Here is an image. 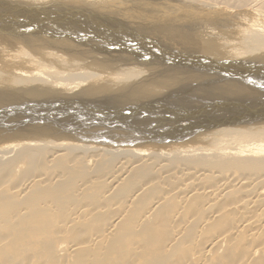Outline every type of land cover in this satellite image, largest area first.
Returning a JSON list of instances; mask_svg holds the SVG:
<instances>
[{
  "label": "bare ground",
  "instance_id": "bare-ground-1",
  "mask_svg": "<svg viewBox=\"0 0 264 264\" xmlns=\"http://www.w3.org/2000/svg\"><path fill=\"white\" fill-rule=\"evenodd\" d=\"M121 1L125 0L109 1L110 6L108 5V7H113V4L122 6ZM136 1L133 0V2ZM158 1L152 2L156 3L154 4L156 6L157 3H160V0ZM168 1L174 3L179 0ZM180 1L178 5L182 6L185 1L183 3L182 0ZM206 1L207 3L209 1V4L210 1L211 3L220 2L219 6L213 5L216 8L224 5L225 8L229 6L232 10H239L240 7L243 9L245 6V13L249 14V17L251 15L252 18H257L256 21L259 20L258 17L261 18L262 14L264 16V13H259L260 11L264 12V0ZM100 2H104V0H0V46L5 47L0 49L9 51L10 49L6 47H15L11 50L16 51L19 49L20 52L23 49L21 50V47L18 46L30 48L32 42L44 41L41 45L43 48L47 41L50 42L47 45L57 49L55 52L57 51V55L61 56V59L57 60L61 64H65V66L59 64L62 74L60 72L54 74L59 80H54L53 77L48 76L51 77L49 81L41 82L44 85L53 82L57 85L53 86V89L59 88L57 94L47 91L40 93L38 97L30 95H34L38 90L45 91L42 86L31 84L39 80V76H35L37 72L31 74L30 70L25 72L22 77V73H11L14 69L4 74L0 73V116L4 115L0 118V254L5 256L13 254V258L11 256L9 258L13 259L12 261H14V257L22 259L24 255H27L29 258L34 259V261H30L32 264H53L54 260L60 261L58 264H129L131 261H128V259L131 256H135L138 263L142 260L144 264H147V262L148 264H158L164 257H167L166 255L170 259L169 256L177 251L174 254V257L177 258V264H264V122H234L202 132H192L188 135L181 133L172 136L170 140L162 139L163 141L161 140L157 144L153 141L140 144L129 142L128 137L124 135L132 133L138 128L125 127L117 129L114 133H109V136L114 138V140L109 141L44 137L35 134L32 136L27 132V129L35 127L32 125L33 120L31 118L30 121L23 122L19 111L29 109L28 105H31L33 101L42 102L47 95L60 98L69 95L63 98L68 102L80 97L71 94L91 90L94 98H97L100 103L103 102V98L110 96L120 98L126 96L127 100L122 101L129 102L135 98L149 99L144 100V103H158V100L162 97L164 100L170 101V105L174 104V109L185 111L189 105H192V99L198 100L203 97L197 96L194 92L185 95L183 89L176 85L180 79L182 82L179 83L206 85L210 89L218 90L213 96H219V91H222V96L225 86L222 85L223 82L218 84L217 69H222L223 65L221 68H217L218 65L223 63H228L229 66H233L234 63L243 64L246 67H249V65L256 66L257 64L259 66L264 65V21H261L262 23L251 22L252 24L247 26L251 27L254 32L251 34V41L258 46L255 47L253 43V46L243 48L247 44L245 40L243 41L245 45L243 44L244 46H241V48L239 45L242 44V41L239 40L241 43L238 45V49L245 50L238 52V56L234 52L235 57L232 56L231 58L230 54L232 53L229 52L234 51L232 48L234 45H229L232 49L230 48L228 51V45L223 47L222 44V47L227 49L221 47L223 50L220 51V46L217 44L219 39L217 40L216 37L222 34V31L218 32L220 31L219 27V29L214 27L218 32L215 37L217 45L212 42L214 39L211 37L214 38L215 32L207 28L206 23L209 22L207 24H210L211 20L208 19L213 18V15L210 18L205 15L208 21H202V23H205L204 26L209 29L206 30L202 23L198 21L201 17L198 18V15L195 14L198 18L195 26L198 22L201 25L200 28L203 27L205 30H202L201 33L207 36L211 32L212 36L208 38L209 41L205 39L208 42L204 40V42H201L206 46L198 47L197 45L199 49L203 48L205 50H194L190 44L181 45V42V44L177 42L178 44L173 45L175 40L172 42L168 39L172 42V45H170L171 43L163 41V38H160L163 41L160 42V40H156L158 37L156 39L155 37L152 38L153 36H151V39L147 36L141 38L135 34L122 32L123 26H134L126 18L133 10L139 12L141 6L139 10L128 11V15L127 12L125 13V9L122 12L127 15L125 17V14L122 13V15L115 14L116 8L119 10L115 5V9L108 8L107 10V7H101ZM131 2L132 0L129 3ZM141 2L144 3L140 0L138 4ZM205 2L201 4L204 5ZM58 3L61 5H58ZM222 3L224 4L222 5ZM148 5L153 6L151 3ZM158 6L159 8L160 6L163 7V4L160 3ZM197 6L199 5H195L196 10L199 8ZM128 7L130 8L132 5ZM165 7L168 8L166 5ZM87 8L97 14L94 19L101 20L103 25L95 27L88 25V28L83 26L81 30L83 35L81 36L84 37H81L78 33H62L64 29L76 30L74 26L70 25V18L85 12ZM152 8L154 9V6L150 10ZM214 8L213 13L215 14L218 9ZM241 8L240 10H242ZM250 8L259 11L257 12L259 15L257 17L252 16L251 13L254 10L252 9V12L249 13ZM181 9L183 10L181 11ZM181 9H176L177 13L179 11L183 13L184 9L186 10V8ZM206 9L204 5L203 10ZM219 9L221 10L222 7ZM150 10H147V12L149 11L148 14L151 12ZM174 10L172 9L169 13L173 15ZM220 10H218V13L220 12L222 15L223 11ZM144 11H146L145 8ZM208 11L205 12L208 14ZM230 12H227L228 15H230ZM218 13L216 11V15L220 16ZM55 15H61V19L54 18ZM136 15L134 19H137ZM162 15L160 18H162ZM171 15L166 16H170L171 19ZM179 15L172 17V19L174 20ZM202 15L204 16V14ZM216 15L214 20L219 19V16ZM235 15L231 13L232 17H236ZM143 16L149 20L148 16ZM166 16L162 18V21ZM190 16L192 18L194 15ZM242 16L246 17L245 15L239 16V14L237 17ZM150 17L152 20L155 18ZM184 19L186 20V18ZM228 19L224 21H228ZM219 20L221 21V19ZM28 21L36 29H31L28 26L22 27V24ZM192 21L194 24L195 20L192 19ZM192 21H190L191 23H185L191 26ZM235 21L238 23H235L236 26L239 27L244 26L243 24L248 25V22H241L242 20L240 21L242 25H239L238 19ZM36 23L40 26H37ZM214 23L216 25V22ZM220 23L218 22V25ZM229 23H227L230 27H228V30H232L231 27L234 24ZM152 24L149 29L156 30L157 34L162 25L161 27L158 26L160 23L157 22V25L153 24L155 26L153 28ZM192 27L194 26L192 25ZM225 27L227 28V25ZM214 28L212 29L214 30ZM236 28L234 26V29ZM200 30L198 28L195 31L199 32ZM127 32L130 33V31ZM186 32L188 31L186 30ZM36 34L41 35L36 36ZM95 35H105L111 37L112 40L100 39L94 37ZM201 35L204 37L203 34ZM188 36H184V40L187 43L194 44L197 36ZM72 37L79 39L76 41H79L80 44L75 41L74 43L71 40ZM173 37L175 36L173 35ZM230 37L232 38V36H228V39ZM81 38H83V41ZM85 39L86 43H84ZM200 40L198 41L200 42ZM232 40L230 41L233 42L235 38ZM93 41L104 43H93ZM37 42L36 46L33 43L35 47L38 46L39 42ZM221 42L219 41V43ZM224 44H227V42H224ZM251 44L249 43V45ZM100 45L103 47L94 48V46ZM143 45L144 49L132 48V46L142 47ZM236 45L235 48H237ZM217 46H219V51ZM105 48L108 50H105ZM258 50L261 51L256 54L255 51L258 52ZM31 51L33 52V50ZM226 51L230 56H227ZM36 52H33L34 58H30L31 61L40 57H38L40 55L38 53V58L35 56ZM1 53L0 57L3 58L4 53L2 51ZM27 53L26 56H23L27 57ZM53 53L52 56L56 55V53ZM239 53L241 55L247 54L248 57L245 56L246 58L242 59L244 56L240 57ZM21 54L23 53L21 52ZM21 54L19 56H22ZM8 56L5 55V58H9ZM23 56L20 57V60ZM236 56L240 58L237 59ZM27 58H23V60ZM57 58L59 57L57 56ZM40 60L39 62H41ZM82 60L84 63H82ZM9 62H1L0 69L6 66V69L10 66H19L20 69L25 70L23 64ZM51 62L50 64L53 65V62ZM44 63L46 64L47 61ZM216 63L218 64L216 65ZM47 65L49 64H46V67L43 65L40 67H43L45 71L47 69V71L52 70ZM213 65L216 67L212 68ZM68 66L72 67L66 69L65 67ZM86 67H89L91 72L83 73ZM108 69L113 72L121 69V72L126 74L135 73L136 77L143 78L144 81H139V84L132 82L123 87L124 82H120V77L112 79V77L118 75L116 73V76H112L111 72H108L103 78V74ZM40 71L44 73V70L41 69ZM80 75L85 77L80 78ZM92 76L97 77L91 79L92 82H88ZM66 77H72L73 79L69 80ZM110 77L112 81H110ZM13 78L16 80H12ZM46 78L43 77V79ZM129 80L130 78L124 81L128 83ZM87 84L91 85L86 86ZM130 88L133 89L132 92L127 91ZM143 88L144 92L138 91ZM125 90L127 92H123ZM135 91L141 92V94L128 96V94ZM144 93L145 95L153 93V95L142 97ZM45 94V98H40ZM168 94L171 95L165 97ZM19 104H25V106H22L24 108L19 107ZM35 105L36 103H33L30 109H35ZM6 111L14 113L10 114ZM16 118L19 119L22 125L20 128L17 127ZM110 118L108 114H99L100 126L105 124L103 121ZM88 120H91V118L89 117ZM244 120H248V118ZM4 160L5 162H3ZM189 206L195 207L194 211L198 214H193L192 211L191 214L186 216L185 214L189 212V209L187 213L185 211ZM189 208L191 209V207ZM139 209L140 214H138ZM199 213L201 214L199 215ZM134 223L139 227L135 226ZM144 227L150 231V233L147 232L148 234L145 232L148 237L145 236V239L148 240L146 243L149 245H144V242L142 243L139 238L141 235L139 232L140 230L143 231ZM144 231L147 230L144 229ZM135 232L139 233V235L135 234L136 240L133 243H128L129 245H123L122 240L125 237L131 238ZM194 232L193 235L195 236L192 238ZM12 242L16 244L12 245L13 249L11 250ZM190 243L189 249L181 247V245L188 246ZM163 250L166 251L164 256L165 252H162ZM156 253H163L161 255L162 259ZM147 258L148 260L145 261ZM9 259H5L8 260L5 263L11 264L8 263ZM166 260L168 259L163 260V264L164 262L166 264ZM30 262L23 258L22 262L16 260L12 264H30Z\"/></svg>",
  "mask_w": 264,
  "mask_h": 264
},
{
  "label": "water",
  "instance_id": "water-1",
  "mask_svg": "<svg viewBox=\"0 0 264 264\" xmlns=\"http://www.w3.org/2000/svg\"><path fill=\"white\" fill-rule=\"evenodd\" d=\"M82 22L84 21L82 20ZM79 32L78 35H83L81 31ZM71 40L76 41L79 39L72 37ZM81 40L83 41V39ZM84 43H86V40ZM99 47L103 46H94L96 49H99ZM105 50L108 49L105 48ZM227 64L223 63L217 66V68H221L223 65L222 69H217L218 84L223 82L222 85L225 86L222 96V91H219V96H213L218 90L210 89L206 85L179 83L182 82L181 79L176 83L183 89L185 95L194 92L197 96L203 97L198 100L192 99V105H189L185 111L174 109V104L170 105L171 102L164 100L162 97L158 100V103L154 102L155 104L144 103V100H149L147 98H135L130 102L122 101L127 100L126 96L121 98L115 96L105 97L102 99L103 102L100 103L97 98H94L91 90H85L78 94H71L80 97L68 102L63 98L69 95L59 94L65 96L60 98L48 95L46 97L45 94L40 97H46L42 102L33 101L31 105H28L30 109L33 103H36L35 109H21L19 111L22 115L21 120L27 122L32 118V125L35 127L27 129L29 135L33 136L35 134L56 138L109 141L114 140L109 136V133H114L117 129L125 127L138 128L124 136L128 137L129 142L139 144L149 141L157 144L162 139L170 140L172 136L181 133L188 135L192 132H202L234 122H264V69H262L264 65L259 66L257 64L256 66L249 65V67H246L243 64L234 63L233 66ZM132 90V88L127 89L128 92H132ZM30 95L38 97L39 94ZM169 95L171 94L165 97ZM19 105L21 108L25 106V104ZM97 112L99 113L97 114ZM101 113L108 114V117H111L103 121L105 123L103 126H100V119H98ZM3 116H0V118ZM87 116L91 120H88ZM245 118H248V120H244ZM16 119L18 122L17 127L20 128L22 125L19 119Z\"/></svg>",
  "mask_w": 264,
  "mask_h": 264
},
{
  "label": "rangeland",
  "instance_id": "rangeland-1",
  "mask_svg": "<svg viewBox=\"0 0 264 264\" xmlns=\"http://www.w3.org/2000/svg\"><path fill=\"white\" fill-rule=\"evenodd\" d=\"M24 1H26V0H24ZM109 1H112V0H104V2H100V3H101V7H102V6L107 7V10H108V8H109V9L114 8L115 6L118 7L119 10L115 7L116 10H117V11H115V14H116V15H119V14H121L122 12H124L125 9H126L125 13L127 12L126 14L128 15V13H129L131 10H133V9H137V10H139V9H140L139 7L141 6V9L139 10V12L133 10V11L131 12L132 14L129 13L130 15H128V17H127V15H126L125 13H122V14H125V17H127L126 20H129V21H131V22L134 24V26H132V27L123 26V27H122V32L127 33V34H135V35H137V36H139V37H141V38H144V36H147V37H149V38L151 39V36H153L152 38L155 37V39H156V38L158 37V38L156 39V40H158V41L160 40V38H161V39L163 38V41H165V42L168 41L167 43H171L170 45H172V42H174V40H175L176 43L174 42L173 45H174V44H178L177 42H179V44L182 43L181 45H184V44H185V45H188V44H190V46L192 45L191 47H192L194 50H196V49H198V50H201V49H202V50H205V49H203V48L199 49L198 47H200V46H206V45H204V44H201V42H202L203 40L206 41V42H208V41H209L208 38H210V37L212 36L211 32H209L211 35L208 33L207 36H206L204 33H201L202 30H203V31H205V30H204L203 27H201L202 29L200 28L201 25H199L198 22H197V24H196V26H195L196 20H198L199 17H201V19L199 18V20H198L200 23H202V21H204V22L206 21V22H207L208 20H209V21L211 20L210 24H207V23H209V22L206 23V25L208 26L207 28H209V29H211L212 31L215 32V34H214V32H212V33L214 34V35H213L214 38L211 37V38L214 39V40H212V39H210V40H212V42L215 43V45L218 44V45L220 46V51L223 50V49L226 50L227 48H228V51H229V49L231 48L229 45H234V46H232V48H233L234 51H231V50H230L231 52H229V53H232V54H230V55H231V58H232V56L235 57V55L238 56V52H242V51L245 50V49H243V50H239V49H241V48L245 45V42H243V41L246 40V43H247V44L245 45V47H243V48H246L247 46H253V43H254V42L251 41V39H252V38H251V37H252L251 34H253L254 32L251 30V29H252L251 27H247V26H249V25L252 24L253 22H254V23H256V22H260V23H262V22L264 21V18H263L264 16H263V14L261 15V18L258 17V19H259L258 21H256L257 18H256V19H255L254 17L252 18L251 15H250V17H249V14H246V13H245V11H246V7H245V6L243 7V9L240 7L242 10H240V8H239V10H238V9H235V10L233 9V10H232V8H230L229 6H226V8H225V6L223 5L224 3H222V5L224 6V8L227 10V11H226V10L223 8V6H220V7H218V8L215 7V6H219L218 4H221L220 2H219V3L213 2V3H216V4H213V3H211V1H210V4H209V1H208V3H207V1L205 2V0H204V1H203V0H202V1L199 0V1H201V2H199L198 0H197V1H196V0H195V1H194V0H192V1H191V0H189V1H187V0H182V3H183L184 1L186 2V4H185V2H184L182 6L178 5V4H179L178 2H181L180 0H179L178 2H174V3H173L172 1L169 2L168 0H166V1H165V0H160L161 5L163 4V7L160 6V8L162 7L161 9H160L159 6H158L160 3H157L158 5H156V6H157V7H156V6L154 5V4H156V3H153V2H152V1H154V2H159L158 0H157V1H156V0H142V1H144V3L141 2L140 4H138V3L140 2V0H138L139 2L136 1V0H135L136 2H133V0H132L133 3H132V2L129 3L130 0H125V1H127L126 3H123V2H125V1H121V2H122V6L119 5V4H118V5L113 4V7H108V5L110 4ZM148 1H151V2H148ZM175 1H176V0H175ZM220 1L222 2V0H220ZM223 1H224V0H223ZM246 1H249V0H246ZM137 2H138V3H137ZM145 2H147V3L145 4ZM204 2H205V4H204V5H205V9H206V7H208L206 10H203V9H204V5L201 4V3H204ZM136 3L138 4V6H137ZM150 3L153 4V6H154V9L152 8V10H150V9H151V7H153V6L148 5V4H150ZM167 3H169V4H167ZM176 3H177V4H176ZM194 3H196L195 5H199V6H197V7H199L197 10H196V8H195ZM199 3H200V4H199ZM126 4H127V5H126ZM133 4H135V5H133ZM143 4H144V5H143ZM170 4H173V5H170ZM180 4H181V3H180ZM188 4H190L189 6H192V7H189ZM192 4H193L194 6H193ZM208 4H209V5H208ZM58 5H61V4L58 3ZM114 5H115V6H114ZM123 5H124V6H123ZM131 5H132V7L129 8L128 6H131ZM146 5H148V6H146ZM165 5H166L168 8H166ZM201 5H202V6H201ZM213 5H215V6H213ZM109 6H110V5H109ZM125 6H126V7H125ZM134 6H135V7H134ZM174 6H175V7H174ZM186 6H188V7H186ZM211 6H212L213 8L215 7V8L218 9V10H220L219 8L222 7L221 10H222L223 12H225V13H223V12L220 10V11L222 12V15H221V13H220V12L218 13V10H216L217 13L220 14V16H219V15H216V11L214 10V11H215V14H214V13H213V8H212ZM120 7H122V8H120ZM124 7H125V8H124ZM136 7H138V8H136ZM146 7H148V8H146ZM164 7H165V8H164ZM170 7H172V8H170ZM176 7H177V8H176ZM193 7H194V8H193ZM201 7H203V8H201ZM227 7L230 8L231 10L228 9ZM115 8H114V9H115ZM128 8H129V9H128ZM142 8H143V9H142ZM144 8H145L146 11H144ZM163 8H164V9H163ZM174 8H175V10H176V9L180 10L181 8H186V10H187V9H188V10L186 11V10L184 9V11H183L184 14H183V13L181 12L183 9H181V11H179V13H177V10L175 11ZM179 8H180V9H179ZM200 8L202 9V11L200 10ZM209 8L212 9V12H211V13H213V14L210 13L211 9L209 10ZM215 8H214V9H215ZM244 8H245V9H244ZM104 9H105V8H104ZM158 9H159V10H158ZM166 9H168V10H166ZM172 9H173L174 12H175V14H174V12H173V15L170 14ZM190 9H191V11L193 12V14H192V12L190 11ZM193 9H194V10H193ZM252 9H253V8H250V12H249V13L252 12ZM147 10H150V11H151L150 13H152V14L149 15L150 13L148 14L149 11L147 12ZM154 10H155V11H154ZM161 10H163V11H161ZM164 10L168 11V13H166V11H164ZM195 10H196V11H195ZM198 10L201 11V12H205V11L207 12V11L209 10V11H208V14H209V15H208L206 12H205V13H201V12H199ZM243 10H244V11H243ZM253 10H254L253 12H254L255 14L252 12V13H251L252 16H256V17H257V15H259L257 12H259V11H256L255 9H253ZM105 11H106V10H105ZM128 11H129V12H128ZM142 11H144V13H142ZM185 11H186V13H185ZM188 11H190L191 14H190V12L187 14ZM230 11H231V12H230ZM233 11H235V12H233ZM106 12H107V11H106ZM145 12H146V13H145ZM159 12H163V13L165 12V13H164V14L162 13V14H163V15H162L161 13L159 14ZM169 12H170V13H169ZM195 12H196V13H195ZM198 12H199V14H198ZM227 12H228V13L230 12V15H228ZM241 12H242V13H241ZM34 13H35V11H34ZM135 13H136V14L140 13V14L136 15ZM141 13H142V14H141ZM156 13H158V14H156ZM176 13H177V14H176ZM231 13H233V15H235V14L237 13V14L235 15L236 17H234V16L232 17V16H231ZM259 13L261 14V13H264V12L260 11ZM36 14H37V12H36ZM122 14H121V15H122ZM153 14H154L155 16H154ZM168 14L171 15L172 17H174V16H176V15H179V14H182V15H184V16H182L183 19H182L181 15L177 16V17H179L181 20H180L179 18H177V17H175L174 20H173L172 17H171V19H170V16H169V17L166 16V15H168ZM186 14H187V17L185 16ZM195 14L198 15V18L195 16ZM202 14H204V16H203ZM226 14H227V15H226ZM238 14H239V16H240V15H245L247 18H246V17H243V16H242L243 18H242V17H237ZM37 15H38V14H37ZM133 15H134V17H133ZM135 15H136V18H137V19H134V18H135ZM143 15H146V16L149 15V16H148V19H149V20H147V17H145V16H143ZM156 15H157V16H156ZM161 15H162V18L166 16V18L163 19L164 21H162V18H160ZM190 15H194V16L191 18ZM205 15H207L208 18H210L212 15H213L214 17H215V15H216L217 17L219 16V19H221V21H220L218 18L214 20V17H213V18L211 17V19H208V18H207V19H208V20H207L206 17H205ZM225 15H226V18H225ZM123 16H124V15H123ZM130 16H131V17H130ZM138 16H139V18H138ZM140 16H141V17H140ZM150 16H152L153 18L155 17V18L152 20V18H151ZM222 16H224V17H222ZM229 16H230V17H229ZM95 17H97V14H95L93 11H91V10H89V9L87 8V10H86L85 12H82V13L76 14L74 17H71V18H70V22H69V23H70V25L74 26L76 30H66V29H64V30L62 31V33H66V32H70V33H79V31L82 30L83 26H85V28H88V25H92V26H94V27H95V26H101V25H103V24L101 23V20H98V21H97V20L94 19ZM129 17H130V19H129ZM132 17H133V18H132ZM156 17H157V18H156ZM158 17H159V18H158ZM194 17H196V18L194 19ZM204 17H205V20H204ZM228 17H229V19H231V18H232V19L229 20ZM54 18L61 19V15H60V16L55 15ZM131 18H132V19H131ZM176 18H177V19H176ZM184 18H186V20H185ZM190 18H191V20H190ZM215 18H216V17H215ZM233 18H234V19H233ZM235 18L238 19L239 22H240L241 20H242L241 22H246V23L248 22V25L243 24L244 26H241L242 28L239 27L238 25L236 26L235 23H237V22L235 21V20H236ZM133 19H134L135 21H134ZM166 19H167V20H166ZM175 19H176V20H175ZM178 19H179L182 23H179L180 21H179ZM187 19H189V20H187ZM192 19L195 20L194 24H193ZM227 19H228L229 22L232 23V25L234 24L233 27H231V29H232L233 31H232V30H228V29L230 28V27H229L230 23H229L228 21H224V20H227ZM252 19H255V20H254V21H251ZM260 19H263V20H260ZM27 20H30V19H27ZM82 20H83L84 22H82ZM132 20H133V21H132ZM154 20L156 21V24H155V21H154ZM157 20H158V21H157ZM165 20H166V21H165ZM168 20H170V21H168ZM183 20H184V23H185V22H187V23H188V22L191 23L190 21H192V25H193L194 27H192V25L190 26V24H186V23L184 24V23H183ZM200 20H201V21H200ZM217 20H219V21H217ZM222 20H223V21H222ZM232 20H234V22H232ZM249 20H250V21H249ZM144 21H145V23H144ZM149 21L151 22V24L154 22V23H153L154 25H157V22L160 23V24H158V26H160V27H161V25H162L160 31H157V32H158L157 34H156V30H150V29H149V26H151V24H149V23H150ZM167 21H168V22H167ZM261 21H262V22H261ZM148 22H149V23H148ZM163 22H164V23H163ZM170 22H171V23H170ZM174 22H175V23H174ZM177 22H178V23H177ZM214 22H216V25H215ZM218 22H221L220 24H221L223 27H222L220 24H219V25H220V26H219V25H218ZM241 22L239 23V25H240V24L242 25ZM251 22H252V23H251ZM22 23H23V22H22ZM83 23H84V24H83ZM161 23H162V24H161ZM211 23H212L214 26H211V25H212ZM222 23H223L224 25H223ZM225 23H226V25H227V28L225 27V26H226ZM227 23H229V25H228ZM263 23H264V22H263ZM144 24H145V25H144ZM153 24H152V26H153ZM164 24H165V25H164ZM182 24H183V25H182ZM204 24H205V23H202L203 26H204ZM237 24H238V23H237ZM36 25H37V26H40L38 23H36ZM187 25H189V26H187ZM197 25H198V26H197ZM217 25H218V26H217ZM232 25H231V26H232ZM25 26H28V27H30L31 29H36L35 26H34L33 24L29 23V21H28V22H25V23L22 24V27H25ZM119 26H121V25H119ZM169 26H170L171 28L173 27V28H172L173 30H172ZM209 26H210V27H209ZM234 26H235V28H236V27H237V28L234 29ZM78 27H81V28H78ZM154 27H155V26H153V28H154ZM189 27H190V28L192 27L191 29H193V30H191ZM196 27H197V28H196ZM204 27H205L206 30H209V29L206 28V26H204ZM211 27H212V28L215 27L216 29L219 27L220 29H219V28H218V29H219L220 31H218V32L220 33V32L222 31V32H221L222 34H219V35H218L217 30H216L215 28H214V30H213ZM224 27H225V28H224ZM228 27H229V28H228ZM243 27H244V28H243ZM166 28H167V29H166ZM183 28H184V29H183ZM194 28H196V29L199 28V30L201 29V30L199 31L200 33H199V32H196V31H195L196 29L194 30ZM223 28H224V29H223ZM246 28H247V30H245ZM248 28H249V29H248ZM78 29H79V31H78ZM148 29H149V30H148ZM162 29H165V30L163 31ZM221 29H222V30H221ZM237 29H238L239 31H238ZM242 29H243V30H242ZM144 30H145V31H144ZM161 30H162L163 33L161 32ZM175 30H176V31H175ZM178 30H179L180 32H179ZM186 30H187L188 32H186ZM211 30H210V31H211ZM236 30H237V31H236ZM249 30H250V31H249ZM127 31H130V33H128ZM152 31H153V32H152ZM165 31H168V32H165ZM197 31H198V30H197ZM226 31H227V32H226ZM246 31H247V32H246ZM251 31H252V33H250ZM184 32H185V34H184ZM216 32H217V34H216ZM229 32H230V33H229ZM232 32H233V33H232ZM150 33H151V34H150ZM154 33L156 34V36H155ZM165 33H166V34H165ZM169 33H170V34H169ZM172 33H173V35H174L175 37H173ZM177 33H178V34H177ZM186 33H187V34H186ZM193 33H194V34H193ZM59 34H60V33H59ZM149 34H150V35H149ZM159 34H160V35H159ZM167 34H168V35H167ZM201 34H203L204 37H203ZM228 34H229V35H228ZM232 34H235V35H232ZM243 34H244V35H243ZM245 34H246V35H245ZM40 35H41V34H36V36H40ZM158 35H159V36H158ZM170 35H171V36H170ZM179 35H181V36L179 37ZM182 35H184L185 37L188 36V35H189L188 37H191L192 35H193L194 37L197 36V37H196L197 39L195 40V43H194V44H193V43H192V44H191V43H187V41L184 40L185 37L182 36ZM199 35H201V36L203 37V38H202V37L200 36V37H201V40L199 39V38H200ZM217 35H218V37H216ZM125 36H126V35H125ZM169 36H170V37H169ZM205 36H206L207 38H206ZM228 36H232V38H233V37L235 38V40H234V38H233L234 41L232 40L231 37L229 38L230 40H232V41L234 42V44H233V42H231V41L228 39ZM81 37H82V36H81ZM94 37H98V38H100V39H104V40H112L111 37H108V36H105V35H95ZM126 37H131V36H130V35H127ZM188 37H187V38H188ZM198 37H199V38H198ZM215 37L217 38V40L219 39L217 44H216L217 40L215 39ZM219 37H222V38H224V39L222 40V39H220ZM248 37H250V38H248ZM173 38H174V39H173ZM180 38H181V39H180ZM225 38H226L227 40H229V41H227ZM237 38H238V39H237ZM55 39H56V38H55ZM81 39H83V38H81ZM88 39H90V38H88ZM168 39L172 40V42H170ZM176 39H178V40L176 41ZM179 39H180V40H179ZM188 39H190V38H188ZM205 39H207L208 41L205 40ZM85 40H86V39H85ZM90 40L92 41V39H90ZM153 40H154V39H153ZM198 40H200V42H199ZM215 40H216V41H215ZM224 40H225V41H224ZM239 40L242 41V44H241V45H239V44L241 43ZM72 41L74 42V40H72ZM72 41H71V42H72ZM141 41H142V40H141ZM163 41L160 40V42H163ZM183 41H184V43H183ZM197 41L199 42V44H198ZM204 41H203V42H204ZM214 41H215V42H214ZM219 41H220V42L222 41V42L219 43ZM235 41H236V42H235ZM238 41H239V43H238ZM36 42H37V41H36ZM36 42H32V46H31L30 48H26V47H25V48L28 50V53H27V50L24 48V46H18V47H21V50L23 49L24 52H23V51H20V52H19V49H18V48H16V49H18V50H16V51L11 50L12 48L15 49V47H12V48H11V47H6V48L10 49L11 51H10V50L8 51L7 49H6V50L4 49V51H3L2 49H0V50L4 53L3 58L0 57V63H1V62H4V63L6 62V63H7V62H9V61L11 60V62H9V63H14V62H15V63H20V64H23L22 66H24V68H25V70H23V69H20L19 66H17V67L10 66V67H8V69L10 68V69H9L10 71H9L8 69H6V68H7V66H6L5 68L0 69V73H3V74H4V73H7V72H11V71L14 69L11 73H14V74H17V73H18V74H21V73H22V75H21V77H22V76L24 75L25 72H29L30 70H31V71H30L31 74H34L35 72H37V73H35V76L38 75V76H39V77H38L39 80L36 81V83H31V84H33V85H35V84L40 85V86H42V87L44 88L45 91L38 90V91H36L34 94H36V93H38V94H40V93H45V92H47V91H48V92L51 91V92H54V93L57 94V90H59V88H55V87H54L55 89H53V86H57V85H55L53 82H50V83H47V84L44 85V84L41 83V82H44L45 80H48V81H49V80L51 79V77H53L54 80H59L58 77H57L56 75H54V74H55L56 72H58V73L60 72V74H62V69H61V67H59V66H60V65L65 66V64H64V63L61 64V63L58 61V60L61 59V58H60L61 56H60V55H57V54H58L57 51L55 52V50H57V49L51 47V45H47V43L49 44L50 42H47V41H46V42H45V45H44L43 48H42L41 45H42V43H44V41H40V42L38 41V42L40 43V45H39V43L37 42V43H38V46L35 47V46L37 45ZM75 42H76V41H75ZM75 42H74V43H75ZM180 42H181V43H180ZM185 42H186V43H185ZM224 42H225V43L227 42V44H224ZM228 42H230V43H228ZM251 42H252V44H251ZM33 43L35 44V46H34ZM77 43H78V42H77ZM93 43H100V44H101V43H104V42L93 41ZM196 43H197V44H196ZM237 43H238V44H237ZM249 43H250L251 45H249ZM78 44H80V43H78ZM161 44H162V43H161ZM222 44H223V47H224L225 45H226V46L228 45L229 47L227 46V48H226V47L223 48V47H222ZM236 44H237V45H236ZM243 44H244V45H243ZM254 44H255V43H254ZM20 45H22V44H20ZM197 45H198V47H197ZM235 45H236L237 48H235ZM238 45H239L240 47H241V46H242V47L238 49ZM48 46H49V48H48ZM193 46H195V47H193ZM219 46H217L218 51H219ZM256 46H258V45L255 44V47H256ZM45 47H47V48H45ZM221 47H222L223 49H221ZM0 48H5V47H1V46H0ZM132 48H141V49H144V45H143L142 47H141V46H132ZM232 48H231V49H232ZM234 48L236 49V51H235ZM24 49H25V50H24ZM34 49H35V50H34ZM45 49H46V50H45ZM49 49H50V51H49ZM31 50H33V52H36V50H37L36 55H35L36 57H37V53L40 54V55H38V57H39V56L41 57V55L43 54L44 57H43V56H42L41 58H40V57H39V58L37 57L39 60L41 59V60H40L41 62H39V60L36 59V58H35V60L33 59V61H31L32 59L30 60V58H34V56H33L34 53H33ZM53 50H54V51H53ZM225 50H224V51H225ZM237 50H238V51H237ZM1 51H0V53H1ZM17 51H18V52H17ZM25 51H26V52H25ZM30 51H31L32 53H31ZM46 51H47V52H46ZM58 51H59V50H58ZM228 51H226L227 54H228ZM260 51H261V50H260ZM260 51L258 50V52H257V51H255V52H256V54H257V53H259ZM10 52H12V53H10ZM21 52H22L23 54H21ZM53 52L56 53V55H55ZM222 52H223V51H222ZM226 52H224V53H226ZM234 52H235V53H234ZM9 53H10V54H9ZM24 53H25V54H24ZM26 53H27V57H28V58L25 57V56H26ZM41 53H42V54H41ZM52 53L54 54L53 56H52ZM233 53H234L235 55H234ZM236 53H237V54H236ZM20 54H21L22 56L25 55V56H23V58H27V59H29V60L32 62V64H31V62H30L29 60H27V59L23 60V58H21V60H20V57H22V56H19ZM31 54H32V55H31ZM61 54H63V53H61ZM206 54H207V52H206ZM227 54H226V55H227ZM253 54H254V53H253ZM5 55H6V56L11 55V56H8L10 59L7 58V57L5 58ZM64 55H65V53H64ZM230 55L228 54L227 56H230ZM246 55H247V54H245V55L242 54V55H241V54L239 53V56H240V57L244 56V57H242V59L248 57V56H246ZM248 55H249V54H248ZM1 56H2V53H1ZM57 56H58L59 58H57ZM237 56H236V58L239 59L240 57L238 58ZM245 56H246V57H245ZM48 57H49V58H48ZM54 57H55V58H54ZM12 58H13V59H12ZM14 58H15V59H14ZM45 58L48 59V60H50V59L52 58L51 60H52V62H53V65H54V61H55V65L57 64V66L55 67V65H54V66L51 65V64H50L51 60L48 62V60H46ZM4 59H5V60H4ZM8 59H9V60H8ZM57 59H58V60H57ZM237 59H236V60H237ZM6 60H7V61H6ZM42 60H43V61H42ZM44 60L47 61L46 64H49V65H47V66H49L50 68H52V70L50 69L49 71H47V70H48V69H47L48 67H47V68H46L47 70L45 71V69H44L43 67H40L41 65H43L44 67H46V66H45L46 64H45V63L43 64V62H46V61H44ZM26 61H29V62L27 63ZM24 62H25L26 64H25ZM35 62H36V63H35ZM37 62H38V63H37ZM52 62H51V63H52ZM34 63H35V64H34ZM82 63H84L83 60H82ZM2 64H3V63H2ZM36 64H37V65H36ZM59 64H60V65H59ZM30 65H31L32 67H31ZM38 65H39V67H37ZM20 66H21V65H20ZM28 67H29V68H28ZM71 67H72V66H71ZM71 67L68 66V67H65V68L68 69V68H71ZM89 67H93V66H89ZM89 67L84 68V70H83V69H79V70H83V73L91 72V69H90ZM3 69H4V70H3ZM11 69H12V70H11ZM19 69H20V70H19ZM41 69L44 70V73H43V71H40ZM134 69H137V68H134ZM33 70H35V71H33ZM85 70H86V71H85ZM39 71H40L41 73H40ZM121 71H122L121 69H120V70L118 69V71L116 70L115 72H113V71H111V70L108 69L107 72L105 71V73L103 74L104 76H103V75H102V76H103V78H104V77L106 76L105 74H107L108 72H111V75H112V76H113V75L116 76V75L118 74V75H117L118 77H117V76H116V77H112L111 75H109V76H111L112 79H114V78H119V77H120V78H119V79H120V82H124V83H123V84H124L123 87H126L127 84L132 83V82H137V83L139 84V81H144V80H142L143 78L140 79L139 77H136L135 73H132V74H128V73H127V74H126V73H123V72H121ZM50 72H51V73H50ZM42 73H43V75H42ZM45 73H46V74H45ZM115 73H116V75H115ZM39 74H40V75H39ZM109 74H110V73H109ZM41 75H42V76H41ZM45 75H46V76H45ZM48 76H51V77H48ZM43 77H44V78L47 77V78H46V79H43ZM83 77H85V76L80 75V78H83ZM94 77H95V76H92V78L90 77L88 82H90V81L92 82L91 79H93ZM96 77H97V76H96ZM96 77H95V78H96ZM111 77H110V81H112ZM121 77H122V78H121ZM123 77H124V78H123ZM27 78H28V77H27ZM27 78H26V80H27ZM38 78H37V79H38ZM66 78L69 79V80H70V79H73L72 77H71V78H70V77H66ZM126 78H127V79L130 78V80L128 81V83H127V81H124V80H127ZM119 79H118V80H119ZM12 80H16V79L13 78ZM97 80H98V79H97ZM116 80H117V79H116ZM39 81H40V82H39ZM88 82H86V83H88ZM88 85H91V84H87L86 86H88ZM34 87H35V86H34ZM83 87H84V86H83ZM158 87H159V86H158ZM138 91H142V92H144V88H143V89H139ZM138 91H135V92H133L132 94H128V96L141 94V92H138ZM145 93H146V92H145ZM145 93H144V96H142V97H145V96H148V97H149V95H151V96L153 95V93H148V95H147V94L145 95ZM3 162H5V160H4ZM189 207H191V209H190ZM189 207L186 208L187 211H185V213H187V212H188V209H189V212H188L187 214H185L186 216L189 215V214H191L192 211H193V214H198V212L194 211V210H195V209H194L195 207H194V208H193L192 206H189ZM190 211H191V212H190ZM138 214H140V209L138 210ZM200 214H201V213H199V215H200ZM138 216H139V215H138ZM201 216H202V215H201ZM136 223H137V222H136ZM136 223H134V225H135V226H138ZM193 225H194V224H193ZM94 226H95V225H94ZM138 227H139V226H138ZM138 227H136V228H138ZM194 227H195V226H194ZM142 229H143V228H142ZM144 229L147 230V231H144ZM144 229H143V231L140 230L139 233H141V235L139 236V238L142 240V243L144 242V245H149V244L146 243L148 240H146L145 238L147 237V234L150 233V231H149L148 228H146V227H144ZM193 229H194V228H193ZM141 231H142V232H141ZM143 232H144V234H143ZM145 232H146V233L148 232V233L146 234ZM139 233H138V232H135L134 235L131 236V238H129V237H125L124 240H122V241H123V245H129L130 243H133V242L136 240V235H137V234L139 235ZM170 233H171V231H170ZM135 234H136V235H135ZM193 234H195V232L192 233V236H191L192 238L195 236V235H193ZM80 235H81V234H80ZM168 235H169V234H168ZM145 236H146V237H145ZM141 237H142V238H141ZM143 238H144V240H143ZM147 238H148V237H147ZM126 239H127V240H126ZM130 240H131V241H130ZM122 241H121V242H122ZM7 242H8V241H7ZM13 242H14V241H13ZM13 242H12V244H11V250L13 249V246L16 244V243L13 244ZM128 243H129V244H128ZM154 244L156 245V243H154ZM12 245H13V246H12ZM190 246H191V243H190L188 246H182V245H181V247H183V249H184V247H185L186 249H189ZM173 251H174V250H173ZM162 252H165L164 254L162 253L163 256L166 255V251L163 250ZM171 253H172V251H171ZM171 253H169V254H171ZM175 253H177V251H176ZM175 253H174V254H175ZM162 254H160V253H156V255H158L160 258L162 257V256H161ZM174 254H171L172 256H171V255L169 256L170 259L168 258V255H166L167 257H164V259L161 258L162 261H160L158 264H161V263L163 264V260H165L166 258L168 259V260H166V264H167V263H168V264H172V263H173V264H177V262H176V261H177V258L174 257V256H175ZM10 256L13 258V254H11V255L9 254V256H5V255H3V254H0V257H2V258H0V260L2 261V262L0 261V264H2V263L7 264V263H5V262H7L8 260H5V259H9V258H11ZM14 256H15V255H14ZM24 256H25V255H24ZM24 256H23V258L26 259L27 262L34 261L33 258L31 259V258H29L27 255H26V256H27L28 258H27L26 256H25V257H24ZM176 256L178 257V254H177ZM3 257H5V258H3ZM171 257H172V258H171ZM14 258H15L16 260H20L21 262H22V260H23V258H22V259H20V258L17 259L16 257H14ZM132 258H133V260H135V261L137 262L135 256H134V257L131 256V257H129V259H128V261H131V262H130L131 264H132L133 262H135V261L132 260ZM175 258H176V259H175ZM2 259H3V260H2ZM15 259H14V261H12L13 259H12V260L9 259V262H8V263H11V264H12L13 262H16ZM30 259H31V260H30ZM10 260H11V261H10ZM143 260H144V256H143ZM146 260H148V258L145 259V261H146ZM169 260H170L172 263H171ZM24 261H25V260H24ZM24 261H23V262H24ZM132 261H133V262H132ZM145 261H144V262H145ZM167 261H169V262H167ZM173 261L176 262V263H174ZM53 262H54L53 264H56V262H57V264H58L60 261H55V260H54ZM136 262L133 263V264H140V263L142 262V260L139 261L140 263H138V262L136 263ZM25 263H26V262H25ZM130 263H129V264H130ZM27 264H28V263H27ZM30 264H32V262H30ZM127 264H128V263H127ZM141 264H144V263L142 262ZM147 264H148V262H147ZM164 264H165V262H164Z\"/></svg>",
  "mask_w": 264,
  "mask_h": 264
}]
</instances>
